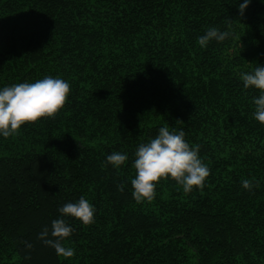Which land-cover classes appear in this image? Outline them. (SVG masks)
<instances>
[{
	"label": "trees",
	"instance_id": "16d2710c",
	"mask_svg": "<svg viewBox=\"0 0 264 264\" xmlns=\"http://www.w3.org/2000/svg\"><path fill=\"white\" fill-rule=\"evenodd\" d=\"M237 3L0 0V87L71 84L54 117L0 137V264H264V125L239 79L264 65V0L243 16ZM209 26L233 36L201 47ZM161 126L183 129L211 174L191 193L162 178L137 203L134 152ZM113 151L128 162L106 163ZM81 196L95 222L65 217L75 254L58 256L38 234Z\"/></svg>",
	"mask_w": 264,
	"mask_h": 264
},
{
	"label": "clouds",
	"instance_id": "9594fccd",
	"mask_svg": "<svg viewBox=\"0 0 264 264\" xmlns=\"http://www.w3.org/2000/svg\"><path fill=\"white\" fill-rule=\"evenodd\" d=\"M252 3L242 0L237 3L241 16ZM233 36L231 28L222 30L209 26L198 36L201 47L213 41L224 42ZM244 89H256L258 95L252 96L253 118L264 125V65L258 64L252 71L239 73ZM71 92V84L60 77L45 75L34 82H20L0 87V137L14 135L22 125L35 122L42 117H54L66 104ZM183 129L169 130L167 126L158 128L157 134L147 142L140 143L134 152L133 167L135 176L131 179L132 197L137 203L151 202L156 198V190L162 178H171L182 187L185 193L203 189L211 174V169L200 156L199 145H190L185 139ZM129 160L122 151H113L106 156V163L120 168ZM258 182L249 179L241 181V187L249 192ZM60 217L45 226L38 238L55 249L58 256L72 257L75 253L66 247L64 241L71 237L74 229L65 217L78 219L84 225L95 222V205L81 196L76 202H67L58 209ZM31 247V244H27Z\"/></svg>",
	"mask_w": 264,
	"mask_h": 264
}]
</instances>
